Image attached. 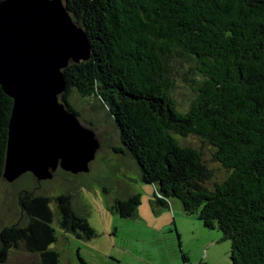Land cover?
<instances>
[{
  "label": "trees",
  "instance_id": "obj_1",
  "mask_svg": "<svg viewBox=\"0 0 264 264\" xmlns=\"http://www.w3.org/2000/svg\"><path fill=\"white\" fill-rule=\"evenodd\" d=\"M66 1L92 54L63 69L62 100L79 117L73 92L105 108L115 150L155 185L156 207L179 200L184 214L231 241L232 264H264V0ZM180 82L190 87L185 103L175 97ZM12 108L0 85V183ZM114 202L133 217L141 194ZM83 220L82 238L95 236ZM11 246L0 236V264Z\"/></svg>",
  "mask_w": 264,
  "mask_h": 264
},
{
  "label": "rangeland",
  "instance_id": "obj_2",
  "mask_svg": "<svg viewBox=\"0 0 264 264\" xmlns=\"http://www.w3.org/2000/svg\"><path fill=\"white\" fill-rule=\"evenodd\" d=\"M189 93L190 87L180 82L175 97L185 103ZM70 100L80 113V121L90 126L100 141L90 170L73 174L68 179H49L36 188L33 178L26 174L14 184L2 181L0 231L17 221V192L28 188L44 199L42 205L49 208L57 195L69 196L75 209L87 217L95 230V236L81 239L66 235L59 224L50 222L54 234H48L42 244L67 247L68 254L73 257L58 264H232L231 241L223 238L218 227L208 228L197 215L184 214L179 200L172 199L169 207L162 208L152 203L156 187L140 178L134 159L115 150L120 146V138L105 108L94 98H82L74 92ZM189 141L198 145L195 137H190ZM204 152L210 159L209 150L205 148ZM211 166L219 173L216 163ZM133 193L141 194L137 213L122 218L113 209L114 200ZM184 254L188 258L186 263ZM28 257L31 253L24 243L18 248L12 245L7 260L1 264H20Z\"/></svg>",
  "mask_w": 264,
  "mask_h": 264
},
{
  "label": "water",
  "instance_id": "obj_3",
  "mask_svg": "<svg viewBox=\"0 0 264 264\" xmlns=\"http://www.w3.org/2000/svg\"><path fill=\"white\" fill-rule=\"evenodd\" d=\"M91 54L66 0L0 1V85L13 99L4 180L51 179L59 162L73 174L90 170L100 141L61 95L63 69Z\"/></svg>",
  "mask_w": 264,
  "mask_h": 264
},
{
  "label": "flooded vegetation",
  "instance_id": "obj_4",
  "mask_svg": "<svg viewBox=\"0 0 264 264\" xmlns=\"http://www.w3.org/2000/svg\"><path fill=\"white\" fill-rule=\"evenodd\" d=\"M25 174L33 178V186L35 188L37 185H41L43 181L49 180H39L32 172H26ZM72 175L73 173L63 169L59 162L50 180L56 177L68 179ZM19 179L13 182L4 181L14 184ZM35 193L34 190L28 188H21L17 192L18 219L10 226L4 227L0 231V236L17 248L24 243L26 249L31 253V257L26 258L20 264H56V262L58 264L65 258H73L68 254L67 251L70 249L67 247L60 248L51 243L46 245L42 243L48 234L52 236L54 234L53 226L50 224L52 221L59 224L66 235L68 233L82 239L85 227L83 214L75 209L69 196L68 199L66 196L61 197L62 195H57L53 198L55 201L54 205L52 208H49L42 205V199Z\"/></svg>",
  "mask_w": 264,
  "mask_h": 264
}]
</instances>
